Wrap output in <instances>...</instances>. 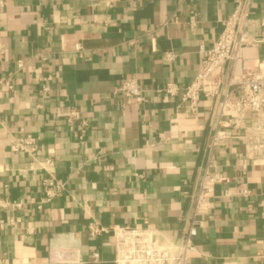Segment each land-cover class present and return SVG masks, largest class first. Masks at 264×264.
Instances as JSON below:
<instances>
[{
    "label": "crops",
    "instance_id": "0c3cea01",
    "mask_svg": "<svg viewBox=\"0 0 264 264\" xmlns=\"http://www.w3.org/2000/svg\"><path fill=\"white\" fill-rule=\"evenodd\" d=\"M240 1L0 0V83L12 86L0 85V199L24 203L0 209V264H112V233L91 238L90 220L111 229L145 219L157 241H176L189 228L207 161L229 185H215L213 209L193 220L200 225L190 264H264V167L250 165L233 139L210 152L215 101L202 100L185 119L177 98L157 93L190 83L198 47L214 43ZM250 12L264 19V0H253ZM242 54L262 58L264 47ZM129 79L145 103L113 95ZM72 107L89 125L83 146L65 122ZM20 135L38 140L35 162L10 152ZM49 176L64 190L45 202ZM238 184L250 196L224 199Z\"/></svg>",
    "mask_w": 264,
    "mask_h": 264
},
{
    "label": "built area",
    "instance_id": "2783aa9c",
    "mask_svg": "<svg viewBox=\"0 0 264 264\" xmlns=\"http://www.w3.org/2000/svg\"><path fill=\"white\" fill-rule=\"evenodd\" d=\"M253 0H243L235 4L228 18L223 22L218 38L208 48L200 45L198 54L201 61L190 83L180 89L176 84L167 83L157 90L169 99L177 98L180 107L188 113L185 119H191L202 100L215 101V113L218 117L217 129L209 142L210 152L221 142L235 140L244 149V158L250 165L264 167V56L258 59H242V52L249 48L264 47V19L250 16ZM2 7V3H0ZM195 24V17L191 16L189 27ZM81 49L74 45V52ZM166 61L173 62L176 56L171 52L165 55ZM23 64L17 63L18 69ZM50 77L42 78L40 94L50 92L48 83ZM1 86L12 90L8 82ZM122 95L135 105L146 102L143 92L136 80L123 81L113 95ZM67 126L75 129L76 141L84 145L89 129L88 122L82 119L77 109L71 108L65 116ZM228 130L231 131L228 134ZM10 152L23 155L33 162L37 154L38 140L30 135H20L10 140ZM211 154V153H210ZM35 162V161H34ZM203 168L195 195L191 197L192 218L189 228L176 241L160 243L155 233L142 220L139 227H120L107 229L100 227L94 220L87 224L88 235L95 238L101 233L111 232L113 237L114 258L112 264H190L197 248L193 244L197 236V226L194 222L196 215L208 214L213 209L214 186L228 184L229 181L222 174L211 172L210 161ZM50 166L49 160L38 163ZM43 168V167H42ZM44 169V168H43ZM244 169H246L244 167ZM45 195L43 201L49 202L61 195L64 185L49 176L43 181ZM250 190L245 184L232 185L223 193V198L247 199ZM24 203L9 202L0 199V209L12 207L21 209ZM98 254H93L97 261Z\"/></svg>",
    "mask_w": 264,
    "mask_h": 264
}]
</instances>
